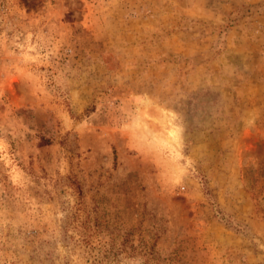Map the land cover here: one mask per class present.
<instances>
[{
  "label": "rangeland",
  "instance_id": "rangeland-1",
  "mask_svg": "<svg viewBox=\"0 0 264 264\" xmlns=\"http://www.w3.org/2000/svg\"><path fill=\"white\" fill-rule=\"evenodd\" d=\"M0 264H264V0H0Z\"/></svg>",
  "mask_w": 264,
  "mask_h": 264
},
{
  "label": "bare ground",
  "instance_id": "bare-ground-1",
  "mask_svg": "<svg viewBox=\"0 0 264 264\" xmlns=\"http://www.w3.org/2000/svg\"><path fill=\"white\" fill-rule=\"evenodd\" d=\"M144 103H146L147 101L145 99H142ZM142 102V101H141Z\"/></svg>",
  "mask_w": 264,
  "mask_h": 264
}]
</instances>
